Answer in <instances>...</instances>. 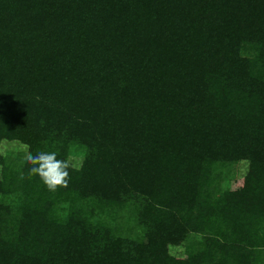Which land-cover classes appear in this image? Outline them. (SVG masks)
<instances>
[{
  "label": "trees",
  "instance_id": "obj_1",
  "mask_svg": "<svg viewBox=\"0 0 264 264\" xmlns=\"http://www.w3.org/2000/svg\"><path fill=\"white\" fill-rule=\"evenodd\" d=\"M2 143L0 264H264V0H0Z\"/></svg>",
  "mask_w": 264,
  "mask_h": 264
},
{
  "label": "clouds",
  "instance_id": "obj_2",
  "mask_svg": "<svg viewBox=\"0 0 264 264\" xmlns=\"http://www.w3.org/2000/svg\"><path fill=\"white\" fill-rule=\"evenodd\" d=\"M56 152H38L33 154L25 145L24 160L31 165L29 178L38 176L48 191L56 192L58 188H67L69 183V168L73 167L68 159H58ZM20 179H24L21 173Z\"/></svg>",
  "mask_w": 264,
  "mask_h": 264
},
{
  "label": "rangeland",
  "instance_id": "obj_3",
  "mask_svg": "<svg viewBox=\"0 0 264 264\" xmlns=\"http://www.w3.org/2000/svg\"><path fill=\"white\" fill-rule=\"evenodd\" d=\"M18 146L15 144V143H2L0 145V152H5V151H12V150H15L17 149ZM244 165L243 164H240L238 167H237V170H236V173H237V176H241V174L244 172ZM172 254H175V255H179V252L177 250H172Z\"/></svg>",
  "mask_w": 264,
  "mask_h": 264
}]
</instances>
